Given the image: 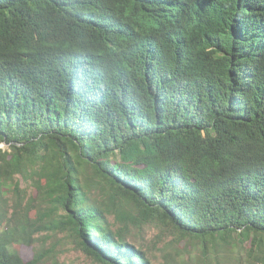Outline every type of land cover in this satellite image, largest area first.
I'll list each match as a JSON object with an SVG mask.
<instances>
[{
  "label": "trees",
  "instance_id": "16d2710c",
  "mask_svg": "<svg viewBox=\"0 0 264 264\" xmlns=\"http://www.w3.org/2000/svg\"><path fill=\"white\" fill-rule=\"evenodd\" d=\"M146 227L264 264V0H0V264H158Z\"/></svg>",
  "mask_w": 264,
  "mask_h": 264
},
{
  "label": "rangeland",
  "instance_id": "374dc122",
  "mask_svg": "<svg viewBox=\"0 0 264 264\" xmlns=\"http://www.w3.org/2000/svg\"><path fill=\"white\" fill-rule=\"evenodd\" d=\"M1 147L6 148L5 144H1ZM35 194L34 191H29ZM48 221L50 219H47ZM63 234L59 231H50L45 228H41L40 232L35 235L33 245H26L24 243H17L14 245V249L19 253L23 260L26 262L31 261L34 257L36 249L50 248L55 244H60L62 255L60 261L63 264H95L91 259L86 257L81 252L75 250L73 245L63 238ZM143 240L147 243H151L154 246L155 253L158 256L157 263L164 264L169 257H175V246L171 244L170 238L166 237L164 232L155 227H146V231L143 234Z\"/></svg>",
  "mask_w": 264,
  "mask_h": 264
}]
</instances>
